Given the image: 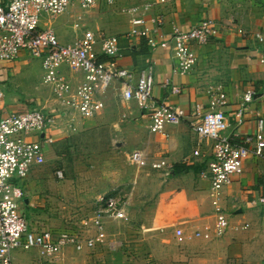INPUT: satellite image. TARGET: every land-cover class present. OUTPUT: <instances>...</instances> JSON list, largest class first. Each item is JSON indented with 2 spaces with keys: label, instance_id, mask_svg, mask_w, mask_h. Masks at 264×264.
I'll return each instance as SVG.
<instances>
[{
  "label": "crops",
  "instance_id": "crops-1",
  "mask_svg": "<svg viewBox=\"0 0 264 264\" xmlns=\"http://www.w3.org/2000/svg\"><path fill=\"white\" fill-rule=\"evenodd\" d=\"M107 1L100 0L88 13L74 1L62 14L43 16L40 26H51L65 44L74 42L85 29L118 36L119 65L131 70L135 77L151 65L153 100L178 104L187 113L196 103H207L209 88L222 85L229 123L225 133L235 142L253 133L259 118L264 120V101L259 97L264 90V0L156 3L154 12L164 14L167 31L174 26L188 29L203 19L213 20L219 28L218 36L207 44L190 42L197 61L186 75H172L173 57L168 49L152 50L145 38L127 37L129 15L121 9L158 0ZM257 33L262 37L258 38ZM99 60L107 61L109 57L100 55ZM61 72L73 86L84 79L83 72L66 65ZM169 76L180 86L179 93H169L163 87ZM248 88L255 89L257 95L239 123L236 113ZM0 90V116L33 107L63 112L50 86L43 82L41 60L27 51L14 60H0ZM102 97L105 106L93 117L82 118L66 110L61 120L71 123L73 118L75 129L63 126L53 130L55 141L45 147V161L33 164L19 182L23 188L20 210L31 226L55 232H72L73 227L74 231L82 229V236L92 235L94 227L84 229L79 222L70 224L67 219L72 208L67 202L77 205L73 210L79 213L74 217H84L92 214L98 196L116 194L125 202L129 219L104 218L106 242L83 250L95 254L87 264H101L104 257L108 264H264V204L258 202L264 196V158L249 156L242 173L220 189L219 202L229 216V226L218 236L214 232L216 218L207 175L211 141L200 140L188 123L167 124L164 132H151L149 109L135 99H124L118 82H113ZM74 147L80 151L78 160L74 159ZM133 150L167 157L172 170L135 166L129 160ZM195 150L200 154L194 155ZM72 162L80 164L78 169L84 168L86 162L92 164L95 189L75 182V172L81 174V179L85 172L73 171ZM59 169L62 177L56 174ZM177 228L185 233L209 228L211 237L179 241L175 236ZM73 251L82 252L68 246L57 263ZM46 263L51 260L40 255L37 248L13 253V264Z\"/></svg>",
  "mask_w": 264,
  "mask_h": 264
},
{
  "label": "built area",
  "instance_id": "built-area-1",
  "mask_svg": "<svg viewBox=\"0 0 264 264\" xmlns=\"http://www.w3.org/2000/svg\"><path fill=\"white\" fill-rule=\"evenodd\" d=\"M77 1L84 12H89L100 0H6L0 1V60H14L24 50L39 58L43 68V82L50 86L55 99L63 112L46 111L33 107L24 112H12L0 116V264H13L15 250L37 248L40 255L56 264L66 247L76 251L93 249L104 243L106 216L118 220L129 219L125 202L116 194H103L96 198L97 204L90 216H84L79 223L81 228L94 227L95 232L82 236L80 231L55 232L51 229H39L31 226L20 210L23 188L20 185L33 164L45 161V147L54 144L52 131L69 126L63 123L62 115L66 110L75 111L82 118L93 117L105 106L102 95L113 82H118L124 99H135L141 107L150 111L149 130L164 132L167 124L188 123L200 140L211 141L212 157L208 163V177L211 182L212 204L215 212L214 232L222 235L228 229L229 216L219 202L220 189L232 182L243 171L244 161L251 155L264 158V120L259 118L256 129L244 134L240 142L225 132L229 126L225 114L227 95L222 85H216L207 91V103L198 102L187 111L180 105L153 100L154 70L151 65L135 74L119 65L121 55L118 36L100 31L96 34L85 29L82 35L72 43L60 42L51 26L41 27L43 16H55L64 13ZM166 0L130 5L121 10L129 15L127 37L145 38L152 49H168L173 57L172 75L189 74L197 61L195 50L190 42L204 45L218 36L219 28L211 19H203L188 29L174 26L167 31L165 16L154 12L156 3ZM112 3V0H108ZM261 38L262 35L257 33ZM106 55L107 61L99 56ZM66 65L73 71H81L84 79L76 86L61 72ZM163 87L173 94L180 91L171 76L164 79ZM257 92L248 88L242 96V107L236 113L238 122L248 104ZM3 92L0 90V98ZM259 97L264 101V90ZM36 136L37 139L32 137ZM199 150L194 155H199ZM129 160L135 166L156 170H172L167 157H153L142 150H133ZM62 177V170H57ZM264 204V196L258 198ZM264 215V211H263ZM179 241L195 237L210 238V229L194 230L185 233L181 228L175 230Z\"/></svg>",
  "mask_w": 264,
  "mask_h": 264
},
{
  "label": "rangeland",
  "instance_id": "rangeland-1",
  "mask_svg": "<svg viewBox=\"0 0 264 264\" xmlns=\"http://www.w3.org/2000/svg\"><path fill=\"white\" fill-rule=\"evenodd\" d=\"M74 153L76 155V157L74 158L75 160H78L79 158V153L80 151L77 150L76 147H74ZM80 164H77L76 162H72V169L73 171H76V170H83L85 173L82 175V178L81 179V174L79 172H75V175H74V179H76V177H78L75 182L80 185V182L81 183H84L85 185V188H90L89 190H92V189H95V179H92V172H95V170L93 168H91V163L89 162H86L85 164H83L84 168H79L78 169V166ZM63 172V171H62ZM64 176H65V173H64ZM67 204H69L72 208V210H70V217L67 219L70 224H77L80 219L82 218L81 216L80 217H74L76 214H78L79 212L73 210L75 208H77V205L76 204H73V201H68ZM92 211V210H91ZM65 220V218H64ZM69 224V225H70ZM74 226V225H72ZM77 228V227H75ZM71 231H74V228L70 227ZM106 242V241H105ZM105 242L103 244H105ZM94 252V251H93ZM88 252H75L73 251L72 254H68V256H66V260H62L61 263H56V264H87V261H88V258L91 256V255H95V254H87ZM30 255V254H29ZM103 263L101 264H108V261L106 259V257L103 258Z\"/></svg>",
  "mask_w": 264,
  "mask_h": 264
}]
</instances>
